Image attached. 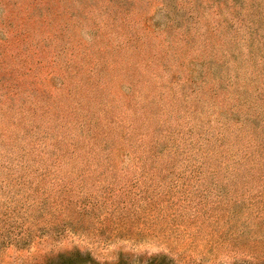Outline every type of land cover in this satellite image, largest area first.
I'll return each instance as SVG.
<instances>
[{"label": "rangeland", "instance_id": "1", "mask_svg": "<svg viewBox=\"0 0 264 264\" xmlns=\"http://www.w3.org/2000/svg\"><path fill=\"white\" fill-rule=\"evenodd\" d=\"M0 264H264V0H0Z\"/></svg>", "mask_w": 264, "mask_h": 264}]
</instances>
